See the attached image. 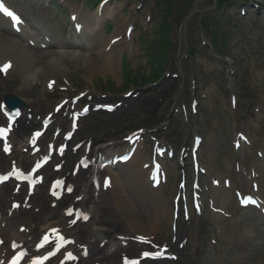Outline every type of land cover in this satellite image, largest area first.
Returning <instances> with one entry per match:
<instances>
[{
    "label": "bare ground",
    "instance_id": "6f19581e",
    "mask_svg": "<svg viewBox=\"0 0 264 264\" xmlns=\"http://www.w3.org/2000/svg\"><path fill=\"white\" fill-rule=\"evenodd\" d=\"M99 22V20H96L93 24H97ZM95 41H97V48H99V47H101L102 46V44H103V42L104 41H99V38H98V36L95 38ZM57 57H59L60 59H63V54L62 53H59L58 55H56ZM104 57H105V62H104V64L105 65H107L108 63H109V61H111L112 59H110V58H112V56H110L109 54H107V55H104ZM19 60H21L22 61V57H19ZM92 67H96V62L94 61V63H92ZM98 67V66H97ZM110 66H109V64L107 65V68H109ZM96 69V68H95ZM94 69V70H95ZM130 162H132V160L131 161H129L128 163H126V165H124L123 166V168L120 170L121 171V173H122V176L125 178V181H127V180H129L130 179V176H131V174H133L134 173V171H133V173H132V169L131 168H129L130 167ZM142 175V174H141ZM129 188V187H128ZM120 189L124 192V189H123V187L121 186L120 187ZM136 206H137V208L139 209V210H142L141 208H140V206L138 205V204H136ZM30 220L32 221V227H33V225H34V219H32V218H30ZM47 221V222H46ZM57 223H59V221H55V220H51V218L49 217L47 220H46V218H43V219H35V225L36 226H38L37 227V230H40V231H42L45 227H47V226H49L50 224H57ZM90 228H96V229H100L101 231H104L103 229H101L99 226H95L94 224H91L90 225ZM8 232H10V231H8ZM91 239V238H90ZM93 253V252H92Z\"/></svg>",
    "mask_w": 264,
    "mask_h": 264
},
{
    "label": "rangeland",
    "instance_id": "374dc122",
    "mask_svg": "<svg viewBox=\"0 0 264 264\" xmlns=\"http://www.w3.org/2000/svg\"><path fill=\"white\" fill-rule=\"evenodd\" d=\"M31 15L33 14L32 11H30ZM55 13L56 11H53L52 14V19L50 21H54L55 25L57 26V28L59 27V25L63 26V20L61 19H55ZM34 17H37L36 12H34ZM39 18V17H38ZM41 19V18H40ZM72 56H76V54H80L77 51H73L70 50L68 51ZM37 57V55H36ZM38 60V59H37ZM40 62V60H39ZM58 68L61 70L66 71L69 75H73V76H77L78 73L80 71L85 70V68L81 65V61L78 60L77 62L71 61L70 59H66L63 63H57ZM33 67V66H32ZM26 97H30L33 96V91L31 90L27 95H25Z\"/></svg>",
    "mask_w": 264,
    "mask_h": 264
},
{
    "label": "snow or ice",
    "instance_id": "6c2138e0",
    "mask_svg": "<svg viewBox=\"0 0 264 264\" xmlns=\"http://www.w3.org/2000/svg\"><path fill=\"white\" fill-rule=\"evenodd\" d=\"M0 10H2L5 15L10 17L14 24H18L20 22L19 18L13 12L5 9L2 4H0ZM7 67H9V66L5 65L3 69H0V71H5L7 69ZM0 132H2V130H0ZM36 135H39V133H37Z\"/></svg>",
    "mask_w": 264,
    "mask_h": 264
}]
</instances>
